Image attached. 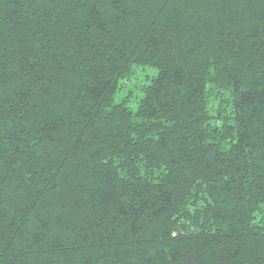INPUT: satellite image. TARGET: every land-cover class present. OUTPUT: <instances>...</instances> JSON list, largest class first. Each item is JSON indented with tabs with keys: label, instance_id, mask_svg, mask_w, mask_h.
I'll return each mask as SVG.
<instances>
[{
	"label": "trees",
	"instance_id": "trees-1",
	"mask_svg": "<svg viewBox=\"0 0 264 264\" xmlns=\"http://www.w3.org/2000/svg\"><path fill=\"white\" fill-rule=\"evenodd\" d=\"M261 84L264 0H0V264H256Z\"/></svg>",
	"mask_w": 264,
	"mask_h": 264
},
{
	"label": "snow or ice",
	"instance_id": "snow-or-ice-1",
	"mask_svg": "<svg viewBox=\"0 0 264 264\" xmlns=\"http://www.w3.org/2000/svg\"><path fill=\"white\" fill-rule=\"evenodd\" d=\"M247 80H248V78H247V76H245V77L243 78V81L241 82V85H240L241 88L247 89V88L250 87V86L248 85V83H247ZM260 87H261V91H264V84H261ZM231 244H232V247H242V245H240L239 242H237V241H232ZM222 247H223V246H222ZM229 250H231V249H229ZM255 260H256V264H264V251H262V252H261V253L255 258Z\"/></svg>",
	"mask_w": 264,
	"mask_h": 264
},
{
	"label": "rangeland",
	"instance_id": "rangeland-1",
	"mask_svg": "<svg viewBox=\"0 0 264 264\" xmlns=\"http://www.w3.org/2000/svg\"><path fill=\"white\" fill-rule=\"evenodd\" d=\"M135 79V77H133ZM149 80H147L148 82ZM140 82V81H139ZM128 85L130 83H127ZM129 89L128 90H124V91H119V93L117 94V99L116 101H119L121 98L125 97V94L127 93H130V90L133 89L131 84L128 86ZM139 92L137 91L136 94H138ZM135 94V95H136ZM133 95V94H132ZM138 100V96H133L132 99L129 101V106L133 109H136V101Z\"/></svg>",
	"mask_w": 264,
	"mask_h": 264
}]
</instances>
